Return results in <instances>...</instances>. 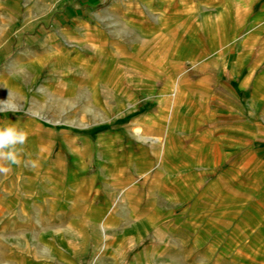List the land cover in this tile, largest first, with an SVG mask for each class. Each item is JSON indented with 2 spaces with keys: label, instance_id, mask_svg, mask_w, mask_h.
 <instances>
[{
  "label": "crops",
  "instance_id": "0c3cea01",
  "mask_svg": "<svg viewBox=\"0 0 264 264\" xmlns=\"http://www.w3.org/2000/svg\"><path fill=\"white\" fill-rule=\"evenodd\" d=\"M10 123L29 136L0 173L2 262L264 239V0H0Z\"/></svg>",
  "mask_w": 264,
  "mask_h": 264
},
{
  "label": "rangeland",
  "instance_id": "374dc122",
  "mask_svg": "<svg viewBox=\"0 0 264 264\" xmlns=\"http://www.w3.org/2000/svg\"><path fill=\"white\" fill-rule=\"evenodd\" d=\"M255 217L263 216L260 211L253 212ZM224 223H220L221 229ZM226 227L228 226L225 224ZM227 230H224V232ZM219 230L213 234H204L205 243L202 246L182 248L179 250L187 256V262L180 264H264V239H246L244 243L234 244L227 235ZM241 241V240H240ZM3 255V254H2ZM202 257L203 261H195V258ZM0 264H30L25 262L18 255L11 254L7 262L0 261Z\"/></svg>",
  "mask_w": 264,
  "mask_h": 264
},
{
  "label": "clouds",
  "instance_id": "9594fccd",
  "mask_svg": "<svg viewBox=\"0 0 264 264\" xmlns=\"http://www.w3.org/2000/svg\"><path fill=\"white\" fill-rule=\"evenodd\" d=\"M29 133L15 123L0 125V173H9L18 165Z\"/></svg>",
  "mask_w": 264,
  "mask_h": 264
},
{
  "label": "bare ground",
  "instance_id": "6f19581e",
  "mask_svg": "<svg viewBox=\"0 0 264 264\" xmlns=\"http://www.w3.org/2000/svg\"><path fill=\"white\" fill-rule=\"evenodd\" d=\"M2 107H3V106H2ZM135 134H136L137 136H140V132H139L138 130L135 131ZM136 135H135V136H136Z\"/></svg>",
  "mask_w": 264,
  "mask_h": 264
},
{
  "label": "built area",
  "instance_id": "2783aa9c",
  "mask_svg": "<svg viewBox=\"0 0 264 264\" xmlns=\"http://www.w3.org/2000/svg\"><path fill=\"white\" fill-rule=\"evenodd\" d=\"M70 1H74V0H70Z\"/></svg>",
  "mask_w": 264,
  "mask_h": 264
}]
</instances>
